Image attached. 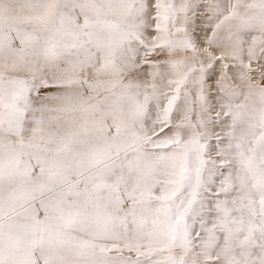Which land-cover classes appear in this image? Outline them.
<instances>
[{"label": "snow or ice", "instance_id": "obj_1", "mask_svg": "<svg viewBox=\"0 0 264 264\" xmlns=\"http://www.w3.org/2000/svg\"><path fill=\"white\" fill-rule=\"evenodd\" d=\"M0 264H264V0H0Z\"/></svg>", "mask_w": 264, "mask_h": 264}]
</instances>
